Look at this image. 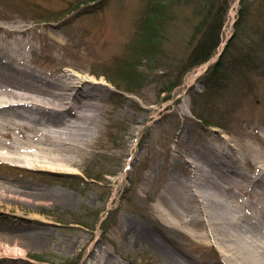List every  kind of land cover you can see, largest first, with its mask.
I'll use <instances>...</instances> for the list:
<instances>
[{
  "label": "rangeland",
  "instance_id": "rangeland-1",
  "mask_svg": "<svg viewBox=\"0 0 264 264\" xmlns=\"http://www.w3.org/2000/svg\"><path fill=\"white\" fill-rule=\"evenodd\" d=\"M154 1L0 0V35L6 37L4 28L27 29L30 68L61 78L69 70L103 84L99 134L70 173L0 159V183L29 182L74 198L65 204L45 192H0V249L26 250V256L0 255V264H177L167 253L194 263L221 259L210 239L202 244L172 231L153 209L171 177L185 184L175 185L177 208H190L180 193L187 183L202 202L200 183L218 192L200 159V152L211 154L213 130L239 151L218 160L225 172L253 182L264 166V153L256 163L241 160L249 156L247 141L264 138V0ZM225 8L215 53L189 68L210 9L219 18ZM226 174L230 183L238 179ZM238 190L223 189L239 192L233 199L241 204L249 197ZM242 207L229 205L230 214L239 217ZM10 216L20 222L6 232ZM30 227L44 236L25 235ZM140 230L149 236L138 238ZM213 231L220 232L219 224Z\"/></svg>",
  "mask_w": 264,
  "mask_h": 264
},
{
  "label": "bare ground",
  "instance_id": "bare-ground-1",
  "mask_svg": "<svg viewBox=\"0 0 264 264\" xmlns=\"http://www.w3.org/2000/svg\"><path fill=\"white\" fill-rule=\"evenodd\" d=\"M0 29L3 30V27ZM4 30L6 37L0 35V137L8 138L10 142H4L0 138V159L22 162L29 167L50 172L70 173L71 168L84 159L87 150L92 147L99 134V116L103 109L96 101L100 100L97 97L103 84L92 78L71 73L69 70V74L65 73L62 78L49 76L42 71L38 73L30 68L28 63L30 40L25 37L27 29L4 28ZM30 52L34 50L31 48ZM213 131L210 134L211 154L205 156L204 152H200V159H204L208 166L205 172L206 180L212 185L216 181L219 193L200 183L206 196L204 198L203 195L202 202L199 191L195 190L197 187L194 186V181L192 183L195 188L187 183L180 193L188 196L186 205H190V208L187 209L185 206L177 208L173 202L178 199L179 188L176 190L175 185L184 182L177 177H171L168 189L161 191L153 210L154 214L157 212L158 221L172 231L186 234L202 244L210 239L221 259L209 260L213 261L210 263L205 261L194 263L183 257L175 259L167 253L168 258L177 264H264V166L259 168L253 182L252 179L249 182L237 171L235 173L226 170L238 177V179L234 177L231 184L218 160L224 157L225 151L228 154L234 153L235 156H238L239 151L237 152L227 138L217 136ZM263 143L264 138L261 136L254 141H247L249 156L245 155L241 160L244 163L247 160L258 162L264 153ZM30 148L32 151H29ZM215 177L219 180L214 179ZM251 182L254 184L252 187L249 186ZM230 186L239 189L242 196L248 194L249 199L247 201L243 199L241 204L235 203L233 198L241 196L240 193L223 191L224 187L227 190ZM255 186L257 188H254ZM170 187L173 188L172 191ZM248 189L253 190L252 195ZM0 192L12 197L45 192L65 204H70L74 200L63 191L47 190L20 181L0 183ZM194 202L195 205L192 204ZM205 202L208 204L204 205ZM229 205L244 206L239 217L230 214ZM212 214L220 216L213 218ZM5 221L8 223L3 229L6 232L12 231L14 225L20 222L15 216L6 217ZM217 224L220 226V232L214 233L213 227ZM238 230L251 233L253 238L244 237ZM145 231L140 230L138 238H141L142 234L149 236ZM23 232L25 235H36L38 239L44 236L39 229L31 227L25 228ZM152 235L155 237L153 233ZM0 255L26 256V250L16 245H4L0 249Z\"/></svg>",
  "mask_w": 264,
  "mask_h": 264
},
{
  "label": "trees",
  "instance_id": "trees-1",
  "mask_svg": "<svg viewBox=\"0 0 264 264\" xmlns=\"http://www.w3.org/2000/svg\"><path fill=\"white\" fill-rule=\"evenodd\" d=\"M154 2L156 3V0ZM226 9L227 8L224 9L222 15L219 18H216V15L214 16V14H212L211 9L209 11L210 16L207 14L205 15V17H210L208 23L209 25L206 30H204L203 36L198 40L199 42L197 43V45H195V47L193 48L192 54L190 56L191 66L189 68H193L208 61L215 53L217 47L219 46L220 32L225 20ZM223 54L220 56L218 63H216V67H219V65L222 63L221 60L224 58Z\"/></svg>",
  "mask_w": 264,
  "mask_h": 264
}]
</instances>
